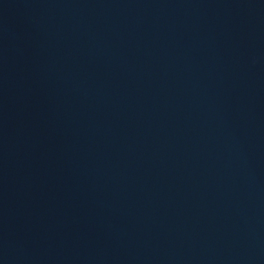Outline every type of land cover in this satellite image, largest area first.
Instances as JSON below:
<instances>
[{
  "label": "water",
  "instance_id": "1",
  "mask_svg": "<svg viewBox=\"0 0 264 264\" xmlns=\"http://www.w3.org/2000/svg\"><path fill=\"white\" fill-rule=\"evenodd\" d=\"M0 264H264V0H0Z\"/></svg>",
  "mask_w": 264,
  "mask_h": 264
}]
</instances>
